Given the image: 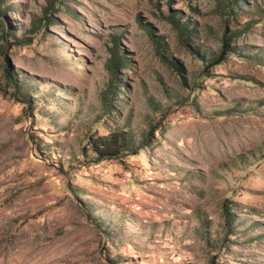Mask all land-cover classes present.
Returning <instances> with one entry per match:
<instances>
[{
  "label": "rangeland",
  "instance_id": "1",
  "mask_svg": "<svg viewBox=\"0 0 264 264\" xmlns=\"http://www.w3.org/2000/svg\"><path fill=\"white\" fill-rule=\"evenodd\" d=\"M229 1L62 0L31 33L44 0L0 2V264H264V66L247 59L264 0ZM248 21L245 55L203 72L190 46L217 53ZM115 45L130 63L109 120ZM104 121L146 145L94 161Z\"/></svg>",
  "mask_w": 264,
  "mask_h": 264
},
{
  "label": "trees",
  "instance_id": "2",
  "mask_svg": "<svg viewBox=\"0 0 264 264\" xmlns=\"http://www.w3.org/2000/svg\"><path fill=\"white\" fill-rule=\"evenodd\" d=\"M3 0H0V2ZM62 0H44L43 8H42V16L41 18L35 22L33 21V28L28 29V33L37 32L39 29L44 30L45 26L49 23L52 18V12L56 10L59 4H61ZM230 5L236 7L238 9H242V6H246L245 0H231L229 1ZM174 29L179 33V36L182 40L187 42H193L195 39V31L188 23V21L181 23L176 19L173 21ZM248 27L243 29H235L230 32V36H223V42L220 47V50L216 53H211L208 55V52L205 50H201L196 48L197 46H190L193 53L195 54L197 60L201 63L203 72H206L210 68L223 63L228 55H245L241 53L243 48L248 47L247 45L238 46L232 45L231 39L237 36H240L243 32L249 28L251 25V21L247 23ZM157 39V38H155ZM158 49H162L161 41H156ZM163 44V43H162ZM260 54V55H258ZM247 59L256 60L259 64L264 66V54L259 52H254V54H249ZM130 62L124 57L123 54L120 53L116 45L113 47L111 51V58L107 63V69L109 70V79L107 84L104 86V90L102 92L101 101H102V110L103 115L107 116L105 119L111 120L109 116H114L113 110L114 105L120 106V94H122L123 88V80L119 77L121 69H127ZM171 64L177 69L180 70V67L176 62H172ZM16 90L18 91V96L20 94L23 98V101L28 102L27 95H24L21 90V86L19 87L15 84ZM21 92V93H20ZM23 94V95H22ZM114 101H118L115 103ZM195 107V106H194ZM229 110V109H227ZM229 113V111H228ZM217 115H223L221 113H217ZM103 118V117H102ZM104 119V120H105ZM107 125V133L96 135L95 137H89L87 148L91 151L94 161H102V160H112L118 159L127 155H135L138 151L146 145V135H141L139 139L136 138L135 134L129 129L127 126H116L112 127L111 124H108V121H104ZM86 148V151H87ZM226 213V222H229L227 226V230L225 233L231 232L230 222L233 220L230 218L231 211L228 207L225 208Z\"/></svg>",
  "mask_w": 264,
  "mask_h": 264
}]
</instances>
